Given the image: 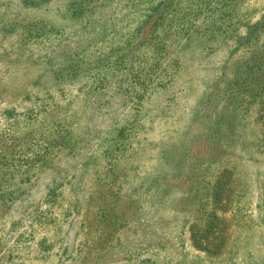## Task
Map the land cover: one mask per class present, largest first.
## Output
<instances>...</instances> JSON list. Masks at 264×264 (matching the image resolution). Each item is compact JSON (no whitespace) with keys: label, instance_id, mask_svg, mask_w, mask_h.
<instances>
[{"label":"rangeland","instance_id":"rangeland-1","mask_svg":"<svg viewBox=\"0 0 264 264\" xmlns=\"http://www.w3.org/2000/svg\"><path fill=\"white\" fill-rule=\"evenodd\" d=\"M176 1L0 0V264H264V0Z\"/></svg>","mask_w":264,"mask_h":264},{"label":"trees","instance_id":"trees-1","mask_svg":"<svg viewBox=\"0 0 264 264\" xmlns=\"http://www.w3.org/2000/svg\"><path fill=\"white\" fill-rule=\"evenodd\" d=\"M92 4L94 3H90L88 2V0H78V3L74 5V7L76 8L75 12L83 11L88 8L92 9ZM148 5H149L148 6V18L145 19V21H143L135 29V32L138 34V36L143 38V36L145 35V31H146V25L147 24L148 26L151 25L150 26L151 32L148 31V46L153 48L155 51L157 49H158V52L165 50V48L167 47L168 41L171 40L172 35L170 34H172L173 29L175 30V32H177L178 30H183L179 26L180 23H178V19H180V21L184 22V24L188 25L189 27H192L196 23L195 20L197 19V16L195 15L194 17L190 13V10L193 8L192 6H190V9L187 8L186 11L183 9L184 16L182 18L180 11L182 10L183 6L181 5V3L179 4V2H177L176 0H173L172 3L170 4L165 3V0H158V1L148 0ZM194 11L195 9L191 10L192 13ZM167 16H169L171 19L167 24H165L167 20ZM189 27H186L187 28L186 30L190 32L192 31V29H190ZM251 32L253 33V31ZM192 33H188L187 36L191 35ZM153 65H154V68H157V67L159 68L160 66L159 63H153ZM150 68H153V67H150L148 65V70H150ZM246 82L247 83L251 82V79L246 80ZM239 92L241 93L243 91H239ZM61 177L64 178V176H61ZM54 191H55L54 188L51 189V192H54Z\"/></svg>","mask_w":264,"mask_h":264}]
</instances>
